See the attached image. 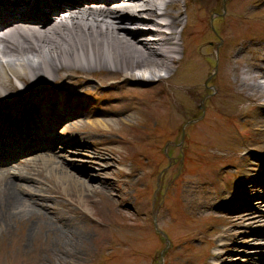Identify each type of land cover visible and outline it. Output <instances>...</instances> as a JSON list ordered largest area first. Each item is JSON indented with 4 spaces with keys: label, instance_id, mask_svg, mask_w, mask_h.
Segmentation results:
<instances>
[{
    "label": "rangeland",
    "instance_id": "obj_1",
    "mask_svg": "<svg viewBox=\"0 0 264 264\" xmlns=\"http://www.w3.org/2000/svg\"><path fill=\"white\" fill-rule=\"evenodd\" d=\"M176 3L184 12L183 0ZM211 7H186L190 14L187 26L195 22L196 15L204 16L211 40L205 49L209 52L205 68L199 72H190L184 57L180 66H174L172 79L153 80L146 88L131 87L118 76L78 74L79 83L88 74L98 78L99 82L92 79L86 87L90 91L103 85L104 94L95 93L105 98L104 102L110 101L105 104L108 112L122 111L131 117L112 122L86 117L69 123L91 135L94 152L88 156L65 152L58 158L72 164L74 172L90 175L94 182L108 176L111 190L97 184L95 188L94 183L83 198L71 183L59 182L42 165L39 175L33 176L40 183L19 181L28 189L23 194L25 201L39 205L25 216L13 214L7 224L0 222V264H257L256 258H251L254 249L264 262V236L258 235L264 226L235 227L236 216L231 213L233 207L241 209L238 211L253 208L264 218V204L257 203L264 198L263 192L257 193L258 180L264 183V129L245 124L249 121L246 116L260 119V113L235 99L215 96L222 87H231V80L219 75L224 55H236L242 42L260 44L264 52V0H219L218 14L211 12ZM14 81L22 89L20 101L41 92H29L24 82ZM28 84L32 85L29 80ZM187 87L194 89L198 101L182 93L181 88ZM3 98L15 99L8 92ZM141 101H147L148 106ZM216 107L236 116L213 125L210 117ZM202 108L205 114L200 116ZM245 118L247 121L242 120ZM178 141L184 151H178ZM216 152L224 155L215 156ZM34 158L27 163L42 164ZM173 158L177 166H171ZM111 159L117 163H109ZM253 159L260 167L248 164ZM129 168L141 188L135 195L139 197H131L129 191L133 185L129 182L134 180L122 178ZM248 181H253L256 189L237 193L238 185ZM28 185L35 186L30 189ZM151 199L152 209L160 213L150 221ZM5 209L0 207V219ZM123 223L128 224L126 228ZM29 226L36 230L29 234ZM251 238L259 242L250 244Z\"/></svg>",
    "mask_w": 264,
    "mask_h": 264
},
{
    "label": "bare ground",
    "instance_id": "obj_2",
    "mask_svg": "<svg viewBox=\"0 0 264 264\" xmlns=\"http://www.w3.org/2000/svg\"><path fill=\"white\" fill-rule=\"evenodd\" d=\"M45 1H47L45 6L52 12L51 20L39 26L22 22V16L17 12V8L13 7V16H17L18 22L6 30H0V95L2 90L20 93L16 84L10 81V76L24 83H28V80L33 82L34 87L27 85L29 89H37L51 81L56 83L59 79L57 77H61L62 74L82 71L118 76L122 82L131 87H146L153 80L160 81L170 76L174 66L177 63V66L180 65L184 57L189 62L187 69L190 72L197 73L205 68L204 58L209 56V52H205V49L211 45L205 28V18L198 14L194 17L195 22L187 26L189 14L186 12V7L182 12L176 6L177 0H50V4L48 0ZM212 2L213 0L203 1L205 5L209 4V7ZM171 3L174 7H170ZM140 35L143 37H139ZM242 50L246 54H242ZM251 51H254V57L249 55ZM236 52L234 56H223L219 70L220 77L225 76V79L228 77L231 80V87H222L215 96L219 99L224 97L235 99L255 109L260 113V119L246 116L249 121L246 118L242 120L247 121L245 124L248 127L264 129V52H261L258 44L244 42L240 43ZM66 87L68 88L65 89ZM82 87L84 85L76 87L69 85L67 81L57 84L58 95H66L69 99L64 105L65 111L58 123L72 116L80 117L79 105L72 100ZM187 90V88L181 89L183 94ZM2 100L0 96V101ZM219 109L216 107L214 113L211 112L213 114L210 119L213 125H219L222 118L228 121L236 116ZM25 113L30 119L33 118L32 114L38 118L29 126L43 127V132L35 134L31 139L35 144H39V141L43 143L52 140L57 147L64 145L54 140L52 120L40 118L35 108L27 109ZM96 116H98L97 120L102 121L107 118L110 122L125 121L131 117L124 112L115 114L98 112ZM82 140L91 142L88 137ZM32 148L35 149L33 144ZM90 149L92 147L89 145L78 144L76 141L73 143L72 150L76 152L86 154ZM47 151L52 152L51 148L47 147L34 158L35 161L33 160L42 161L41 165L25 164L22 166L23 171L29 174L35 171L36 175H39L38 168L45 167L59 182H65L67 185L71 183L76 188L74 191H78L83 198L94 183L95 188L97 185H110L107 180L94 182L90 175L74 172L70 169L72 164L59 161L57 154ZM98 154L103 155L100 152ZM244 154L249 155L248 151ZM111 160L109 163H116L114 159ZM257 162L258 160L253 159L248 164L255 168L259 166ZM18 165L19 163L15 167L17 168ZM34 180L35 178L32 177L27 181L33 183ZM252 183L253 181L241 183V189L244 191L256 189ZM34 186L28 185V188L33 189ZM258 186L257 193H264V183L258 180ZM107 190L110 191L109 188ZM25 191L28 189L16 181L14 185L5 177L0 181L2 202L0 207H6L4 218L0 219L2 224H7L13 214L25 216V213L34 207L23 198L22 193ZM83 198L81 202H85ZM257 203L264 204V198L258 199ZM238 210L241 209L233 207L231 212L236 216L235 227H251L254 224L259 227L264 226V218L254 212L253 208ZM35 230V227L29 226V234ZM62 232H65L64 229ZM258 235L263 237L264 230ZM258 242L257 238L250 239V244ZM255 250H252L255 254L251 258H256L257 264H264L256 253L258 251Z\"/></svg>",
    "mask_w": 264,
    "mask_h": 264
}]
</instances>
